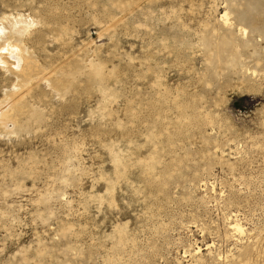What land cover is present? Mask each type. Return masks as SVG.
Instances as JSON below:
<instances>
[{
  "label": "rangeland",
  "instance_id": "374dc122",
  "mask_svg": "<svg viewBox=\"0 0 264 264\" xmlns=\"http://www.w3.org/2000/svg\"><path fill=\"white\" fill-rule=\"evenodd\" d=\"M252 4L231 68L224 0H0V264H264Z\"/></svg>",
  "mask_w": 264,
  "mask_h": 264
},
{
  "label": "bare ground",
  "instance_id": "6f19581e",
  "mask_svg": "<svg viewBox=\"0 0 264 264\" xmlns=\"http://www.w3.org/2000/svg\"><path fill=\"white\" fill-rule=\"evenodd\" d=\"M244 2L245 4L242 5L239 3V0H224V3H225L224 10H223L224 12L220 16V23L223 29L222 32L219 34L217 33L218 30L213 29L212 34L206 35L202 37L201 39L202 46L205 49L209 57L214 55L216 57V60H218V62L220 61V59H222L225 65L231 68H236L240 64V52L236 50L238 46L242 47L240 49H247L250 47L254 48V44L246 36V34L248 33L245 27V18H246L245 13L246 12H244L245 10L243 11V8H247V9L252 8L253 4H252V0H244ZM239 8H241V10H239ZM234 31L237 34L238 43L235 41L236 38L233 36ZM262 31L264 30L262 29ZM214 34L217 35L218 41L216 40V37L215 38L213 37ZM214 40H216L217 43H214ZM8 113L9 112H7V114ZM4 118L6 117L3 114L1 119H4ZM1 119H0V123L2 121ZM228 230L232 233V235H241L243 233V228L238 223L237 220H233L229 222ZM198 250L199 249H196V251H194L195 254L198 252ZM244 254H247V253H244Z\"/></svg>",
  "mask_w": 264,
  "mask_h": 264
}]
</instances>
